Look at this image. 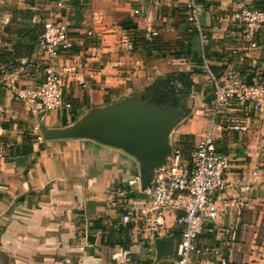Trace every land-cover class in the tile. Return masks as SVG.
<instances>
[{"label":"crops","instance_id":"obj_1","mask_svg":"<svg viewBox=\"0 0 264 264\" xmlns=\"http://www.w3.org/2000/svg\"><path fill=\"white\" fill-rule=\"evenodd\" d=\"M25 1L0 0V50L13 52L0 55V264H171L172 254L157 257L161 237L151 239L137 221L122 222L126 210L146 203L136 160L90 139L44 140L42 129L71 127L93 110L123 99L138 102L141 94L151 101L147 89L154 83L187 73L206 99L205 118L179 132L188 158L210 125L212 77L234 73L244 82L264 83V28L252 48L240 21L244 6L261 8L264 0H196L199 29L187 20L186 0H122L116 22L81 0L79 13L70 0H55L62 9L54 17L67 25L73 46L53 60L37 44L29 57L18 48L15 59L16 46L27 39L18 34L21 18L17 24L12 19L28 10ZM151 32L156 34L146 39ZM39 57L44 71L51 66L60 74L69 109L45 110L20 96L43 81L44 73L37 77L33 66L28 74L25 66ZM232 116V124L246 129L223 130L215 122L216 147L229 169L217 218L204 227L199 244L220 246L225 264H264L263 247L252 243L264 220V103L259 111ZM172 144L171 150H184ZM179 215L165 219L164 237L174 245ZM191 264L221 263L204 254Z\"/></svg>","mask_w":264,"mask_h":264},{"label":"built area","instance_id":"obj_2","mask_svg":"<svg viewBox=\"0 0 264 264\" xmlns=\"http://www.w3.org/2000/svg\"><path fill=\"white\" fill-rule=\"evenodd\" d=\"M187 20L199 29V6L196 0H186ZM137 12V11H135ZM244 26V38L250 47H256L253 38L264 28V10L255 6H244L240 13ZM146 35L150 39L152 35ZM73 41L68 28L61 20H47L37 41V48L47 60H53L61 52L69 51ZM212 101L209 110L210 125L202 135L188 158L174 147L165 164L155 171L151 187L146 191V203L138 209H128L122 215V222L132 220L140 223L142 229L154 239L166 234L165 219L180 212L175 220L180 226L179 239L173 247L171 264H191V258L210 254L221 264V248L214 243L199 244V237L206 231V225L214 224L217 215V201L226 188V175L229 169L227 157L218 152L214 138V123L219 122L223 130L243 131L245 126L232 124L234 113L246 109L256 112L264 103V83L243 82L229 74L224 79L212 77ZM62 79L51 66L44 71L40 85L22 90L23 98L35 101L45 110L70 108L63 101ZM38 139H42L38 136ZM134 181H129L132 185ZM210 231V229H208ZM167 235V234H166Z\"/></svg>","mask_w":264,"mask_h":264},{"label":"water","instance_id":"obj_3","mask_svg":"<svg viewBox=\"0 0 264 264\" xmlns=\"http://www.w3.org/2000/svg\"><path fill=\"white\" fill-rule=\"evenodd\" d=\"M178 106L142 105L135 99L96 109L77 124L66 128H43L44 140L90 139L117 148L138 163L140 190L151 187L155 171L170 156L169 133L178 117ZM171 237L155 240L157 257L172 254Z\"/></svg>","mask_w":264,"mask_h":264},{"label":"rangeland","instance_id":"obj_4","mask_svg":"<svg viewBox=\"0 0 264 264\" xmlns=\"http://www.w3.org/2000/svg\"><path fill=\"white\" fill-rule=\"evenodd\" d=\"M51 0H26L24 4L28 7L29 10L34 11L36 14V18H41V20L47 21V20H53L56 17H54L55 13L62 9L61 4L58 5L56 1L54 0L53 3H50ZM121 1L122 0H81L80 3L83 2V5L86 7H91L93 5L94 10L103 15L104 18L109 22H116L118 21L120 17L121 10L124 11V8L121 7ZM92 8V7H91ZM74 16L76 14L74 13ZM243 38H244V30L242 32ZM244 40H246L244 38ZM43 60L39 57L37 60L28 61L25 63V66L27 67L26 71L30 72L32 70L31 68L34 66L36 68L35 74L39 77L42 73H44V63ZM34 73V72H33ZM235 77H238V75L234 73ZM228 74V75H229ZM227 77V76H226ZM241 79V78H240ZM242 80V79H241ZM243 81V80H242ZM244 82V81H243ZM256 82H261L259 79H257ZM174 85L178 88L177 90L173 89L170 92L169 97L173 96L175 98H178V117L176 119L174 127L171 129L169 133V142L171 143H177L184 147V144L181 142L184 141L183 138L180 137V130L185 127L190 121L195 119L196 117L202 116L204 117V101L206 99L204 98V94H201L199 92H196L195 90V83L192 82V85L189 88H186L184 85L179 84L177 82H174ZM142 94L138 98V103L142 105H149L152 104L151 101H146L142 99ZM151 100V99H150ZM145 103V104H144ZM163 106H173L170 103L163 104ZM208 121V120H207ZM209 124V121H208ZM215 125V123H214ZM204 131V130H203ZM181 140V141H180ZM172 144V146H173ZM178 148V147H177ZM180 149V148H179ZM182 152V155L184 157L189 154V151H186L187 149L184 147L183 149H180ZM259 227L257 228V235L255 237H252L253 245H258L260 247H263L264 249V220L259 223Z\"/></svg>","mask_w":264,"mask_h":264},{"label":"trees","instance_id":"obj_5","mask_svg":"<svg viewBox=\"0 0 264 264\" xmlns=\"http://www.w3.org/2000/svg\"><path fill=\"white\" fill-rule=\"evenodd\" d=\"M70 2L75 12L79 13L82 8L81 4L77 0H70ZM252 6H255V5H252ZM260 7L261 9L264 10V7L262 5ZM35 14L36 13L34 11H31L29 9L25 11H17L15 14V17L12 19V22L17 24L16 16H19L21 18V27L18 29V34L22 35L23 37L27 39V41H24L25 44H22V46L20 45L16 46L15 48L16 50L14 52L15 59L19 58L18 56H16L18 52L17 51L18 48H24V55L26 57H29L30 54L32 53V49L34 48V44H37V41L40 35L42 34L43 25L46 21L43 22L41 18L37 19ZM0 55L13 57V52L11 53V52H7L5 49H1ZM18 62L19 61H17V63ZM174 82L182 84L186 88H189L192 85V80L189 74L187 73L170 74L164 80H160L154 83L151 88L147 89L148 95L152 103L158 106L166 104V103H170L173 106H177L178 101H179L178 98H175L173 96L169 97L171 90L178 89L174 85ZM186 144L189 145L188 142Z\"/></svg>","mask_w":264,"mask_h":264}]
</instances>
